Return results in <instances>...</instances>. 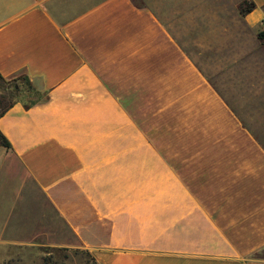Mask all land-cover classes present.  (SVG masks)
I'll return each instance as SVG.
<instances>
[{"label":"crops","instance_id":"0c3cea01","mask_svg":"<svg viewBox=\"0 0 264 264\" xmlns=\"http://www.w3.org/2000/svg\"><path fill=\"white\" fill-rule=\"evenodd\" d=\"M244 1L0 0V75L47 95L0 113V175L98 264H264V0ZM28 203L0 245L30 244Z\"/></svg>","mask_w":264,"mask_h":264},{"label":"rangeland","instance_id":"374dc122","mask_svg":"<svg viewBox=\"0 0 264 264\" xmlns=\"http://www.w3.org/2000/svg\"><path fill=\"white\" fill-rule=\"evenodd\" d=\"M149 1L156 2L154 8L157 11L166 8L173 11L174 2L179 0H162V6L158 0ZM135 2L146 4V0H135ZM21 76L0 80V111L14 99L30 102L38 98L29 89L26 79ZM0 148L4 147L0 146ZM1 168L0 194H7V199L1 197L0 211L8 213L13 208L16 211L24 209L21 206L22 203L29 201L27 207L31 209L34 217H38L39 222L34 224L37 230L22 231L26 233L24 239L30 244L0 245V264H49L50 262L52 264H92L85 249L71 237L44 196L41 193L28 192V181L21 173L19 166L13 161L12 164ZM12 198L17 205L11 204ZM53 220L54 222L51 223ZM14 232L15 230L5 229V237L11 236L10 234Z\"/></svg>","mask_w":264,"mask_h":264},{"label":"trees","instance_id":"16d2710c","mask_svg":"<svg viewBox=\"0 0 264 264\" xmlns=\"http://www.w3.org/2000/svg\"><path fill=\"white\" fill-rule=\"evenodd\" d=\"M254 6H255L254 2L245 0L244 2H242V3L239 4V11H240V13L245 14V13L251 11L254 8ZM258 35H259L260 38H264V29L263 30H260L258 32ZM21 77H23L24 79H26V81L28 82L29 89L34 94H36L38 98L36 100L30 101V102H25V101H21V100L14 99V100L10 101L0 111V113L4 112L10 105H12L16 101H20V102L24 103V106L25 107H30V106H32L34 104L39 103V102H43V101H45L47 99V95H46L45 92H41V91L37 90L36 88H34L32 86V84L30 83L29 79L26 76H21ZM3 79H4V77L0 75V80H3ZM0 146L4 147L5 149H9L10 148L9 141L6 139V137L1 132H0ZM86 253L89 255L90 261H91L92 264H98L96 262V260L91 256V254L88 251H86ZM45 259H48V257H45ZM49 264H52V262H50Z\"/></svg>","mask_w":264,"mask_h":264},{"label":"built area","instance_id":"2783aa9c","mask_svg":"<svg viewBox=\"0 0 264 264\" xmlns=\"http://www.w3.org/2000/svg\"><path fill=\"white\" fill-rule=\"evenodd\" d=\"M262 25H263V29H264V17H263V19H262Z\"/></svg>","mask_w":264,"mask_h":264}]
</instances>
